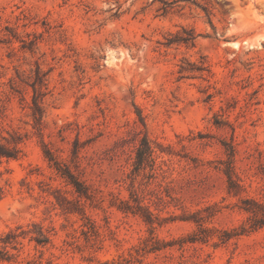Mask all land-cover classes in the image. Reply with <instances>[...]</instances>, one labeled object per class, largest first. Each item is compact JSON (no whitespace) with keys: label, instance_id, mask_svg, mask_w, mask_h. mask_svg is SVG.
I'll list each match as a JSON object with an SVG mask.
<instances>
[{"label":"rangeland","instance_id":"obj_1","mask_svg":"<svg viewBox=\"0 0 264 264\" xmlns=\"http://www.w3.org/2000/svg\"><path fill=\"white\" fill-rule=\"evenodd\" d=\"M0 145V264H264V0H0Z\"/></svg>","mask_w":264,"mask_h":264},{"label":"trees","instance_id":"obj_2","mask_svg":"<svg viewBox=\"0 0 264 264\" xmlns=\"http://www.w3.org/2000/svg\"><path fill=\"white\" fill-rule=\"evenodd\" d=\"M193 39L192 35L190 34L189 38L186 39H178L177 42H181L183 41L184 43H188L189 41H191ZM174 41V40H173ZM173 41H170L169 43H172ZM32 90H33V96H32V116L34 119V123H35V127L39 128L41 125V117H42V107H41V97L44 96V93L42 92V88H43V79H42V75H40V71L38 69H36L35 72V80L31 85ZM139 120L140 122L143 124V119L142 117L139 115ZM143 140V144L145 146V150L143 152V157H148L151 155V149H150V145L149 142L146 138L145 135H143L142 137ZM47 153V157H49L50 160H52L51 158V154L50 152H46ZM1 157H13V155L11 154L10 150L5 147L4 145H0V158ZM8 238H11L12 236L8 235ZM38 243H42L43 241L41 240H36Z\"/></svg>","mask_w":264,"mask_h":264}]
</instances>
